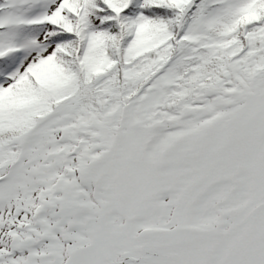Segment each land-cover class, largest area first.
Instances as JSON below:
<instances>
[{"label": "snow or ice", "instance_id": "6c2138e0", "mask_svg": "<svg viewBox=\"0 0 264 264\" xmlns=\"http://www.w3.org/2000/svg\"><path fill=\"white\" fill-rule=\"evenodd\" d=\"M0 264H264V0H0Z\"/></svg>", "mask_w": 264, "mask_h": 264}]
</instances>
